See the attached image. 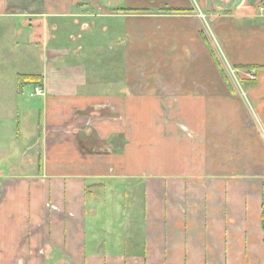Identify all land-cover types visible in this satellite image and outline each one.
I'll list each match as a JSON object with an SVG mask.
<instances>
[{"label":"crops","instance_id":"obj_1","mask_svg":"<svg viewBox=\"0 0 264 264\" xmlns=\"http://www.w3.org/2000/svg\"><path fill=\"white\" fill-rule=\"evenodd\" d=\"M261 1L248 0L250 7ZM235 4L0 0V27L14 32L16 60L24 56L25 22L56 31L65 29L57 21L96 7L122 22L108 26L120 31L108 44L121 56L88 58L86 48L77 58L65 43L70 48L53 49L43 62L37 57L24 73L42 75L37 104L1 105L9 124L19 115L36 119L0 138V264H264V136L255 129L264 126V69L255 83L241 84L240 96L207 47L218 58L217 44L231 66H264V8L248 16ZM135 55L157 63L134 75L124 66ZM108 61L115 64L101 65ZM5 72L0 88L15 94L23 72L10 74L9 84ZM166 105L174 125L184 123L194 137L166 126ZM117 184L134 192L138 185L143 198L142 215L127 219L128 229L118 222L121 203L101 199ZM116 221L119 233L104 231V222Z\"/></svg>","mask_w":264,"mask_h":264},{"label":"rangeland","instance_id":"obj_2","mask_svg":"<svg viewBox=\"0 0 264 264\" xmlns=\"http://www.w3.org/2000/svg\"><path fill=\"white\" fill-rule=\"evenodd\" d=\"M163 7V5H162ZM261 7L264 8V1L261 2H256L253 7H250L248 0H236V4L233 9H236L237 12H243L248 14V16H255L257 13H260L262 11ZM167 8V7H163ZM91 13L86 14V15H78V16H71V18H68L67 20H59L56 23L62 27H65V29L61 28L60 30H52L49 28V30H43L40 27L37 28V26L34 25L33 29H27V25L25 22V25L23 26L22 30V36L19 34L18 37L20 36L23 38L24 42L21 45L23 51V58L16 60L15 56L12 55L11 51L14 49V32L9 29L10 25H7L6 28L0 27V70L6 73L8 75L9 79H6L7 84L10 83V81L13 80L11 79L10 74L13 72L16 73L18 72H23L25 71L30 72V70H33L35 65L37 64V59L41 60L43 62L44 59H47L50 57L49 54H54L55 52L52 51L53 49H64V48H70V47H65V44L67 43H72L73 47L72 49L75 51L74 54L77 58H80V54L82 52H85V49L87 48V55L88 58H93L97 59L98 56H104L105 57H111V59L117 58L118 56H121L122 51L120 49H116L112 46H110L109 39L114 35V32H117L116 35H118L119 30H110L108 29V26L120 25L122 22L120 20H114L113 18L115 15H112L111 13H107L106 11L101 12L102 10L100 8H89L87 9ZM96 10V11H95ZM197 12V11H196ZM264 12V10H263ZM199 21L202 23V25L206 26L207 22V17H204L202 13H200L199 16ZM101 24H105V28L103 30H98L97 27H99ZM107 26V27H106ZM70 27V28H69ZM67 28H69L67 30ZM207 30V29H206ZM20 32V31H19ZM113 32V33H112ZM30 39L31 43L26 42ZM69 41H68V40ZM60 44V45H54V44ZM52 47V48H51ZM55 47V48H54ZM208 47V45H207ZM210 48V47H209ZM208 48V50H209ZM215 48L217 49L216 54H218V58L216 57L215 53L213 52L215 58L218 61V64L220 67L227 75V77L230 79L232 82V85L235 87V89L240 93V96L242 95V83L241 79L243 77H247V74L244 72H240L233 68V66L227 64L224 59L221 57L220 50L215 44ZM34 49L36 52L32 55L31 53L26 52L27 50ZM51 49V50H50ZM212 50V48H210ZM210 51V50H209ZM213 51V50H212ZM33 57V59H32ZM38 57V58H37ZM37 58V59H36ZM138 57V55L132 56L131 60L135 59L133 62H125V69H128L131 71L132 74L135 72H142L146 69L151 68V66H154L157 62L149 63L142 61V58ZM95 63V62H94ZM93 63V66H94ZM148 63V66H147ZM104 64L105 68L112 67L115 63L112 61L104 62L101 65ZM123 64V63H122ZM100 65V62L96 64V66ZM217 67V65H216ZM217 67V69H218ZM153 68V67H152ZM16 71V72H15ZM135 71V72H133ZM18 74V73H16ZM19 75V74H18ZM36 75V74H34ZM135 75V74H134ZM250 75H252L250 73ZM42 76V75H40ZM134 81H142L144 80L143 78H134ZM35 86H39L42 91H43V82H42V77H41V82L40 83H29V84H24L20 87L17 85V89L15 90V94L11 93L9 91V88H0V138L2 137H7V132H14L15 129L14 127L17 125L19 122L21 125V131H23L25 124H27L28 121H33V119H36V116L29 115L22 118L20 115L18 117H12L10 119V124L7 121H4V113L6 112L5 110L2 109L1 105L5 104L4 107H9L10 103L17 101L20 104L26 106V105H31L33 103L37 104V98L41 96V94L33 95V88ZM10 87V86H8ZM166 96V95H165ZM164 96V97H165ZM29 110V109H28ZM27 110V111H28ZM251 111V112H250ZM250 114H253V111L250 110ZM173 113V112H172ZM163 114H164V123H171L174 125L175 119L173 118L174 115L171 114V111H168L167 109H163ZM254 117V115H252ZM255 118V117H254ZM257 120V119H256ZM168 121V122H167ZM4 122V123H3ZM3 123V124H2ZM257 125L255 126V129L258 134L264 136V126L259 124V122L256 123ZM23 126V127H22ZM167 126V124H166ZM175 126V125H174ZM254 129V128H252ZM31 138V137H30ZM31 143L28 142L27 145H30ZM130 190H129V189ZM131 186H128V184H121V185H115V188H111V190H105L101 194V199L104 200V202L108 203V201H114L116 200L118 203L120 202L121 205L117 206L119 209L118 213L120 215V218L118 220L120 226L124 227L125 229H128V226L133 225V223L129 222L127 223L126 220H137L139 217L142 215V196H141V190L138 188V185L136 187V191L131 190ZM179 203H184L185 208H188V198L186 195H178L177 197ZM101 208H106L101 207ZM111 207L108 206L107 204V209L104 212V214L107 215L106 218L110 219V209ZM130 215V218H126L127 215ZM115 217V216H114ZM113 217V218H114ZM117 219V218H116ZM106 220V219H105ZM116 221L115 223L109 222L108 225H104V231L111 232L112 233H119V224ZM125 225V226H124ZM112 226V227H111Z\"/></svg>","mask_w":264,"mask_h":264},{"label":"trees","instance_id":"obj_3","mask_svg":"<svg viewBox=\"0 0 264 264\" xmlns=\"http://www.w3.org/2000/svg\"><path fill=\"white\" fill-rule=\"evenodd\" d=\"M173 11H177V10H183V9H170ZM209 48V46H208ZM209 52L211 53V56L213 57L215 64L217 65V67L219 66L217 59L215 58L212 50L209 48ZM233 68L239 70H247L250 72L254 73V77L251 79H241V83L244 85H249V84H253L256 82V73L258 70L260 69H264V66L262 65H254V64H249V65H244V64H236L233 66ZM223 79L225 80L226 86L229 88V90H231L229 82L226 79L225 74L223 73V70L218 67ZM41 82V76L40 75H34V74H20L17 77V85L18 87L24 85V84H29V83H40ZM261 223H262V228H263V232H264V183H263V190H262V213H261Z\"/></svg>","mask_w":264,"mask_h":264},{"label":"built area","instance_id":"obj_4","mask_svg":"<svg viewBox=\"0 0 264 264\" xmlns=\"http://www.w3.org/2000/svg\"><path fill=\"white\" fill-rule=\"evenodd\" d=\"M42 93V89L39 86H35V88H33V95H37V94H41ZM167 97H163V99L165 100ZM171 105H166L165 109H167L168 111H170ZM168 122V121H167ZM175 125L177 128H179L180 130H183L189 137H194V134L189 131L186 127V125L184 123H181L180 121L175 122Z\"/></svg>","mask_w":264,"mask_h":264}]
</instances>
